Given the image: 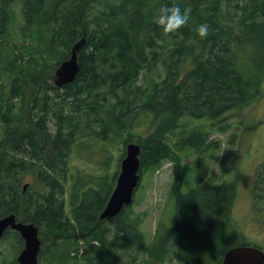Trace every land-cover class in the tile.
I'll use <instances>...</instances> for the list:
<instances>
[{
  "label": "trees",
  "instance_id": "obj_1",
  "mask_svg": "<svg viewBox=\"0 0 264 264\" xmlns=\"http://www.w3.org/2000/svg\"><path fill=\"white\" fill-rule=\"evenodd\" d=\"M15 3L22 15L18 31L31 44L23 66L16 55L2 56L10 83L0 97V218L14 214L38 228L39 258L73 263L78 238L98 243L84 253L86 264H116L115 241L146 253L150 264L166 261L173 239L215 264L232 247L264 251L247 244L233 220L236 184L224 176L237 171V149L225 148L218 172L211 173L202 154L220 143L209 140L208 130L197 127L169 142L184 119L207 120L224 133L228 114L261 96L264 0H0V36ZM173 5L191 8V14L181 29L164 33L156 16L160 7ZM204 22L209 34L200 38L197 27ZM82 38L78 73L55 87L57 66ZM124 133V145L140 146L141 168L172 163L170 195L179 217L149 247L130 206L99 220L119 165L112 176H94L69 164L78 141L111 142ZM189 151L197 154L192 178L182 164ZM188 176L193 186L182 193ZM251 198L254 208L264 210V161ZM104 224L112 227L111 237ZM8 236L17 249L23 247L16 232L6 231L2 239ZM180 262L191 260L180 252ZM3 264L17 263L14 258Z\"/></svg>",
  "mask_w": 264,
  "mask_h": 264
},
{
  "label": "rangeland",
  "instance_id": "obj_2",
  "mask_svg": "<svg viewBox=\"0 0 264 264\" xmlns=\"http://www.w3.org/2000/svg\"><path fill=\"white\" fill-rule=\"evenodd\" d=\"M21 24V10L19 4L15 3L11 6L10 22L5 34L0 36V93H2L0 97L2 98L7 96L10 83V74L4 68L2 56L16 55L22 59L20 66H23L30 54V38L26 44L18 31ZM262 90L263 93L252 105L228 114L226 123L230 126L224 133H219L216 126L209 127L207 120L184 119L181 121V126L170 135L169 142H174L180 135L197 127L208 130L209 140L220 143L218 148H210L202 154L211 173L218 172L220 157L225 148L237 149L239 156L237 171L224 176L225 181H233L236 184V199L232 211L233 220L238 229L246 236L247 244L257 243L264 246V210L259 211L258 208H254L251 198V189L257 170L264 161V81ZM2 134L3 126L0 122V138ZM127 136V133H124L111 142L99 141L92 137L78 141L72 148L69 157L70 167L94 176L103 174L112 176L117 170V165L120 167L121 155L127 145L123 144V139ZM231 136H234V144L229 145L228 140ZM185 153H187L186 159L182 161V164L189 168V176L192 178L194 170L192 160L196 158L197 154L190 151ZM140 175L141 180L129 210L132 218L137 221L139 229L144 235L145 243L149 247L173 224L174 219L179 217L175 215L174 199L170 195L173 179L172 163L164 161L156 168H141ZM189 176L187 178L189 182L186 181L181 189L182 193H186L189 187L193 186ZM111 228L108 224L102 226V230L107 231L110 237L112 236ZM93 245L97 246V241L78 238L70 252V256L75 260L71 264H86L83 259L84 253L89 252ZM114 245L116 250L112 251L117 256L116 264H150L146 253L139 251L133 245L121 241H115ZM21 249L22 247L17 249L15 241L10 236L4 239L0 238V264L14 258L16 261ZM191 250L186 246L180 248V244L178 245L177 241L173 239L170 243V254L163 264L216 263V260L207 258L201 252ZM180 252L191 262H180ZM47 258V256L38 258V264H49Z\"/></svg>",
  "mask_w": 264,
  "mask_h": 264
},
{
  "label": "water",
  "instance_id": "obj_3",
  "mask_svg": "<svg viewBox=\"0 0 264 264\" xmlns=\"http://www.w3.org/2000/svg\"><path fill=\"white\" fill-rule=\"evenodd\" d=\"M85 43L82 38L74 44L69 57L62 61L53 74V84L61 88L71 83L79 71L78 51ZM140 146L128 143L125 146L114 188L100 213L99 220L104 221L118 216L133 203L135 192L141 180ZM26 185L23 186L25 190ZM6 231L16 232L23 242V247L16 257L17 264H38L41 241L38 228L32 223L18 221L14 214L0 218V238ZM220 264H264V251L253 246H236L226 251Z\"/></svg>",
  "mask_w": 264,
  "mask_h": 264
},
{
  "label": "clouds",
  "instance_id": "obj_4",
  "mask_svg": "<svg viewBox=\"0 0 264 264\" xmlns=\"http://www.w3.org/2000/svg\"><path fill=\"white\" fill-rule=\"evenodd\" d=\"M191 14V8L183 11L179 5L162 6L159 8L155 23L164 33H174L187 24ZM197 34L200 38H206L209 34V25L204 22L197 27Z\"/></svg>",
  "mask_w": 264,
  "mask_h": 264
},
{
  "label": "built area",
  "instance_id": "obj_5",
  "mask_svg": "<svg viewBox=\"0 0 264 264\" xmlns=\"http://www.w3.org/2000/svg\"><path fill=\"white\" fill-rule=\"evenodd\" d=\"M73 254H75V253H73Z\"/></svg>",
  "mask_w": 264,
  "mask_h": 264
}]
</instances>
